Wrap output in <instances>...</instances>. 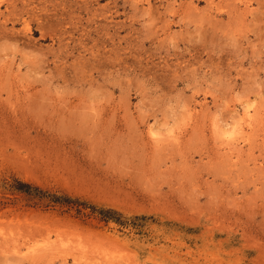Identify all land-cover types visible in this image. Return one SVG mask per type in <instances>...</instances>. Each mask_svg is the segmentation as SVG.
<instances>
[{
    "label": "rangeland",
    "instance_id": "374dc122",
    "mask_svg": "<svg viewBox=\"0 0 264 264\" xmlns=\"http://www.w3.org/2000/svg\"><path fill=\"white\" fill-rule=\"evenodd\" d=\"M0 264H264V0H0Z\"/></svg>",
    "mask_w": 264,
    "mask_h": 264
},
{
    "label": "bare ground",
    "instance_id": "6f19581e",
    "mask_svg": "<svg viewBox=\"0 0 264 264\" xmlns=\"http://www.w3.org/2000/svg\"><path fill=\"white\" fill-rule=\"evenodd\" d=\"M8 5V4H7ZM24 6V5H23ZM15 7V6H14ZM6 9V8H5ZM13 9V8H12ZM21 9H23V8H21ZM20 10V9H19ZM24 11V10H23ZM26 11V10H25ZM26 13V12H25Z\"/></svg>",
    "mask_w": 264,
    "mask_h": 264
},
{
    "label": "trees",
    "instance_id": "16d2710c",
    "mask_svg": "<svg viewBox=\"0 0 264 264\" xmlns=\"http://www.w3.org/2000/svg\"><path fill=\"white\" fill-rule=\"evenodd\" d=\"M21 186H23V185H21ZM28 188V187H27ZM105 213H109V212H105Z\"/></svg>",
    "mask_w": 264,
    "mask_h": 264
}]
</instances>
